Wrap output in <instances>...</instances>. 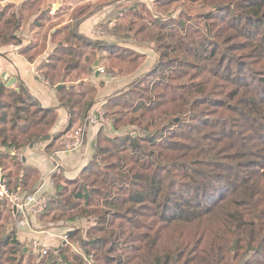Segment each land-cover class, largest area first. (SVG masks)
<instances>
[{
    "label": "trees",
    "instance_id": "16d2710c",
    "mask_svg": "<svg viewBox=\"0 0 264 264\" xmlns=\"http://www.w3.org/2000/svg\"><path fill=\"white\" fill-rule=\"evenodd\" d=\"M39 1L26 0L12 15L1 6L0 45L20 43L22 12L36 15L32 25L43 41L21 52L33 62L49 35L58 40L39 66L51 85L88 77L110 49L78 31L110 5H122L118 15L127 10L117 29L123 44L148 47L157 58L104 105L111 127L129 131L111 137L100 128L95 154L77 178L51 175L54 192L42 217L81 215L88 228L70 230L69 244L39 259L25 250L0 198V264H88L89 256L93 264H264V0H153L152 11L139 0H93L77 5L67 36L51 32L65 21L63 7L52 15ZM115 48L107 64L113 73L143 64L140 52ZM95 93L83 81L60 89L70 123L48 153L85 121ZM56 121V110L40 107L23 83L2 87L0 167L11 187L35 193L38 172L12 151L49 134Z\"/></svg>",
    "mask_w": 264,
    "mask_h": 264
},
{
    "label": "crops",
    "instance_id": "0c3cea01",
    "mask_svg": "<svg viewBox=\"0 0 264 264\" xmlns=\"http://www.w3.org/2000/svg\"><path fill=\"white\" fill-rule=\"evenodd\" d=\"M49 1L50 2L48 3V5L51 7L50 13L53 15L55 12H57L54 10V8L59 0ZM91 1L93 0H80L77 2H70L71 10L67 11L64 14L65 21L61 25H58L57 27L53 28L51 32L55 33L58 29H61V36H67L68 32L64 29V26L67 23L72 22V18L70 17V15L72 14V10H74L79 3H86ZM139 1H142L144 4H146L150 10L152 9L153 1L151 5L149 4V2H145L144 0ZM25 2L26 0H1L0 8L1 6H9V14H17V12L21 9L22 5H24ZM65 3L69 5L66 0L64 4ZM121 9V4L117 6H107L104 9L94 13L92 16L88 17L78 26L79 33H81L88 39L90 38L93 40H103L109 45L110 49L105 48L99 54L100 62L98 60L95 61V63L98 62V66H103L105 65V63L107 64L108 62H112L110 60V56H115V53L119 52L115 47L132 48L135 51L140 52L144 56L147 55L146 52H141L142 50H145L147 48H141L138 45H133L130 43L123 44V37L122 35L120 36L119 31L117 29L120 23L125 22L124 12H126L127 10L121 12L118 15ZM22 14L23 16L25 15L26 19L23 20V25L19 29L17 35L19 38H21L22 41L20 43L23 44V47L21 49H14L12 47V44L0 45V95L3 86L15 88L19 83H23L29 89L30 93L35 98L40 107L53 108L56 110L57 121L51 129V132L53 131L56 134H60L62 130H64L70 123L69 112L65 107L61 106L59 98L60 89L64 86L66 87L67 83L74 84L76 86H78L81 81L93 84L96 89L95 99L97 102L90 109V113H92L98 110H103L102 105H105L109 97L113 96L115 92H117L123 86L132 82L136 77H138L140 74L145 72L148 68L153 65L152 64L150 67L144 69V64H142L143 70H141L140 72L139 69H137L130 76H123L121 74L113 73L109 69L107 74H99V72L94 68V63L92 73L88 77H85L83 80L76 79L75 81L73 79L71 81L70 79H67L66 82H58L56 85H51V83L46 79H41L37 75V72H41L45 77L44 73L39 69V66L52 53V51L57 45L58 40L56 42H53L51 36L49 35L47 38L45 51L44 53H42L43 55L46 54L47 58L43 57V55L41 54L42 56L39 55L35 59V61H29L27 57L21 52V50L28 46L29 43L34 44L35 42H40L41 44L43 41L42 37L44 34L42 35V33H40L39 30L36 27H33L32 25V22L33 20H35L36 15L30 16L27 12H22ZM100 30H102V32ZM59 44L62 45L63 42L60 41ZM156 58L157 57L155 55V60ZM3 72H8L10 74L9 78H16V81L12 86H7V83L2 80L1 74ZM61 84L63 86L58 89V86H60ZM83 119L84 118H82L81 120L78 119L77 123L73 128L80 126L79 124H81ZM109 127L111 126L109 125ZM99 130L100 127L98 126L89 127L85 134L84 144L82 148L78 151L66 152L64 150H56L52 153H48L47 146L49 145L50 141L54 138L52 134V138L47 141L48 144L40 146L39 143H44L46 141L33 144L35 142L34 141L32 143L33 145L31 144L32 146L30 145L29 149L26 152L19 150L23 155L22 158H19V160H22L23 166L32 167L38 172L39 181L35 185V192H38V195H42L43 193H45L49 186H51V191L49 190V192L47 193L53 194L54 188L52 189L53 183L51 175L53 174V172H56L57 167H59L60 169L59 172H61L66 178L75 179L78 177V175L81 173L84 167L92 160L95 154L96 137ZM64 140V136H60V138H58L56 142L64 144ZM0 171L2 175L5 176V172L3 171L2 167H0ZM23 193L26 194L25 192ZM41 217H30L28 222H24V224L19 227V238L23 242L24 240H27V245L28 242L34 236L38 235L39 230H45V232L41 235H43L46 242L54 246L56 244L54 242L56 235L61 237L62 234L56 232L57 229L53 232H50L49 228H44L45 225L41 224Z\"/></svg>",
    "mask_w": 264,
    "mask_h": 264
},
{
    "label": "built area",
    "instance_id": "2783aa9c",
    "mask_svg": "<svg viewBox=\"0 0 264 264\" xmlns=\"http://www.w3.org/2000/svg\"><path fill=\"white\" fill-rule=\"evenodd\" d=\"M102 32V30H100ZM14 49H21L23 44H12ZM97 71L99 74L105 75L107 72L102 66H98ZM37 75L45 80V77L41 72H37ZM110 125L105 110H98L90 113L84 123L81 126L75 127L69 130L64 135V147L66 152L78 151L82 148L85 141V134L89 127L98 126L100 128H107ZM12 154H16L19 158H22L21 151L15 149ZM60 169L57 167L56 172ZM54 173V172H53ZM40 191V190H39ZM45 191L42 195H38V192L33 194H24L21 186L11 187L8 183V179L2 175L0 171V198L5 199L10 206V215L13 223L19 228L24 222H28L30 217L39 218L47 210L49 202L52 197V193ZM45 230H39L38 235L34 236L26 245L28 251L33 253L39 259L48 256L57 246L49 244L45 241L43 234ZM61 246L69 244V234L66 233L61 236ZM55 249V250H56ZM88 264H93V256L85 257Z\"/></svg>",
    "mask_w": 264,
    "mask_h": 264
},
{
    "label": "rangeland",
    "instance_id": "374dc122",
    "mask_svg": "<svg viewBox=\"0 0 264 264\" xmlns=\"http://www.w3.org/2000/svg\"><path fill=\"white\" fill-rule=\"evenodd\" d=\"M44 1H46V3H44ZM53 1V0H52ZM77 2V1H80V0H66V2H68L69 3V5L67 4V3H65L64 5H63V11L64 12H67V11H70L71 10V6H70V2ZM145 2H149V4L151 5V3H152V1L153 0H144ZM0 2H1V0H0ZM39 2H42V5H44L45 6V4H48L50 1L49 0H40ZM133 2V0H128V3H127V1L125 2L126 4H124L125 6H127L128 4H130V3H132ZM79 4H83V3H79ZM223 6V5H222ZM76 8H77V6L75 7V10H72V12L74 11V12H76ZM179 6L176 8V11H174L173 12V14H175V16H179ZM154 12V11H153ZM192 13H193V15H196V11H192ZM165 18H169L170 16L169 15H165L164 16ZM66 19H68V18H66ZM205 20L207 21V19L205 18ZM204 19H203V21L202 22H204L205 21ZM192 22H195V21H192ZM148 48V47H147ZM141 52H146L147 53V55L146 56H144V65H143V68L145 69V68H148V67H150L153 63H154V60H155V53L154 52H152V51H150V50H148V49H145V50H142ZM44 53V52H43ZM43 55V54H42ZM41 55V56H42ZM43 57H45V58H47V55L46 54H44L43 55ZM44 58V59H45ZM107 64H110V62H108ZM107 64L105 63V65H103L102 67L106 70V72L108 73V67H107ZM142 68V65L140 66V68H138L139 69V72L141 71V70H143V68ZM137 70V69H136ZM135 70V71H136ZM135 71H133V72H125V74L123 75V76H127V75H131V74H133ZM106 73V74H107ZM130 80H132V79H130ZM129 80V81H130ZM130 88L131 86H129L128 84L127 85H125V86H123L121 89H119L118 91H120V90H124V89H127V88ZM117 91V92H118ZM116 93V92H115ZM5 98H6V96H5ZM102 108L104 109V105H102ZM108 119L111 121V118H109L108 117ZM111 124H112V121H111ZM111 124H110V126H111ZM81 126V125H80ZM103 130H104V133L105 134H107L108 136H111V137H113V136H115L116 134L117 135H121V134H123L124 132H128L129 131V129H128V127H124V128H122V129H115V128H113V127H108V128H103ZM50 134H52L53 136H55V135H57L56 133H54L53 131L52 132H50ZM40 144V146H42V145H44V144H48V142L46 141V142H44V143H39ZM56 145H55V148L54 149H56L57 148V150H63L62 148L63 147H61L62 145L60 144V143H58V142H56L55 143ZM29 149V146H27V147H24L23 148V150H21V151H27ZM53 183V182H52ZM50 187L51 186H49L48 188H47V191H49L50 190ZM54 188V185L52 184V189ZM68 188H69V190H74V188H75V186L74 185H72V184H69L68 185ZM44 190H46V189H44ZM68 190V194H70L71 193V191H69ZM51 191V190H50ZM75 203H77L76 201H74ZM82 205V203L80 204V206ZM77 216V218H79V219H77V220H73V219H71V218H69V219H66L65 221H63L62 219L61 220H58L57 222H53V221H48V219H44L43 217H41V224L42 225H45L44 226V228H49V231L50 232H53V231H55L56 229H57V231L56 232H58L59 234H62L63 236H64V234H66V233H68L70 230H72V229H75L76 227H83L82 229H84L83 231H85L87 228H88V225H89V222H88V220H86V219H84V218H82L81 217V215H76ZM53 223H55L54 225H53ZM91 223L93 224V220H91ZM52 228V229H51ZM61 235V236H62ZM26 241L27 240H24V244L26 245ZM54 242L56 243L55 245H54V247H56L57 246V248H59L61 245V242H62V239H61V237L60 236H57L56 235V238H55V240H54ZM56 249V248H55Z\"/></svg>",
    "mask_w": 264,
    "mask_h": 264
},
{
    "label": "water",
    "instance_id": "95a60500",
    "mask_svg": "<svg viewBox=\"0 0 264 264\" xmlns=\"http://www.w3.org/2000/svg\"><path fill=\"white\" fill-rule=\"evenodd\" d=\"M64 2H65V0H59L58 3L55 5L54 10L55 11H58L62 7V5L64 4ZM94 68L97 70V68H98V62L95 63ZM9 76H10V74L8 72H3L1 74L2 80L7 83V86H12L15 83L16 78H9ZM62 86H63L62 84L60 86H58V89L60 87H62ZM51 138H52L51 134H48L46 136H43V137H40V138L36 139L33 144H37V143L43 142V141H48ZM25 250L27 251V248H25Z\"/></svg>",
    "mask_w": 264,
    "mask_h": 264
}]
</instances>
